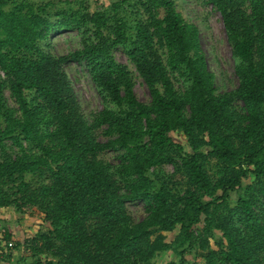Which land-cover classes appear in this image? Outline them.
Instances as JSON below:
<instances>
[{"label": "trees", "instance_id": "obj_1", "mask_svg": "<svg viewBox=\"0 0 264 264\" xmlns=\"http://www.w3.org/2000/svg\"><path fill=\"white\" fill-rule=\"evenodd\" d=\"M207 2L236 61L232 91L216 87L172 0H0V211L44 224L15 245L0 228V264L24 246L31 264H153L169 251L168 264H264V0ZM60 30H77L81 49L54 54ZM70 63L85 64L107 105L91 119Z\"/></svg>", "mask_w": 264, "mask_h": 264}, {"label": "rangeland", "instance_id": "obj_2", "mask_svg": "<svg viewBox=\"0 0 264 264\" xmlns=\"http://www.w3.org/2000/svg\"><path fill=\"white\" fill-rule=\"evenodd\" d=\"M101 4L109 5L112 0H99ZM176 9L183 17L192 23L199 32L200 46L205 54L209 71L214 75L215 85L221 93L232 91L238 87V78L235 73L236 61L232 55L231 47L228 43L226 30L220 13L210 5L207 0H172ZM53 53L56 55H66L81 49V36L77 30H60L51 36ZM115 58L121 64L128 66L135 83V93L142 102L151 100L150 91L140 78L137 70L130 62L123 49L115 50ZM78 100L82 106L84 114L88 119L92 115L102 111L107 106L98 88L92 81L84 63H70L65 67ZM178 89L184 90L185 83L180 78H174ZM10 106H15L11 100L9 92L6 93ZM241 105V103H239ZM111 106V105H110ZM105 141V137L100 138ZM108 157L115 161V153H110ZM168 173H172L173 167H166ZM236 199V194H233ZM128 208L136 222L141 221L147 215L146 206L141 201L128 204ZM34 214V215H31ZM44 224L35 213H16L12 209H2L0 211V228H8L14 235V245L23 244L27 235H34L43 228ZM178 231L166 234L168 241H172ZM5 244V243H3ZM213 245V242H212ZM4 246V245H3ZM5 247V246H4ZM6 248V247H5ZM177 259L176 253L169 251L154 260L153 264H168ZM25 260L31 264L32 257L28 254L26 246L16 251L11 261L4 264H18ZM192 264H203L202 260H196L194 256H189Z\"/></svg>", "mask_w": 264, "mask_h": 264}, {"label": "built area", "instance_id": "obj_3", "mask_svg": "<svg viewBox=\"0 0 264 264\" xmlns=\"http://www.w3.org/2000/svg\"><path fill=\"white\" fill-rule=\"evenodd\" d=\"M1 75L4 77V74L1 72ZM4 232V231H3Z\"/></svg>", "mask_w": 264, "mask_h": 264}]
</instances>
